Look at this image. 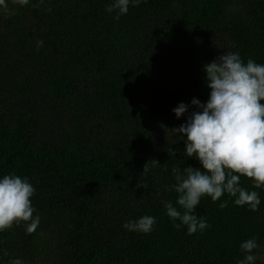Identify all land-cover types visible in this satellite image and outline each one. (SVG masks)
<instances>
[{
    "label": "trees",
    "instance_id": "16d2710c",
    "mask_svg": "<svg viewBox=\"0 0 264 264\" xmlns=\"http://www.w3.org/2000/svg\"><path fill=\"white\" fill-rule=\"evenodd\" d=\"M6 3L0 179L32 184L40 222L0 232V264H238L252 237L264 264V186L241 177L259 195L256 212L227 194L203 197L194 214L209 227L192 235L163 203L176 204L173 168L203 170L167 130L199 111L193 99L207 103L204 65L228 51L264 64V0H141L118 20L106 11L113 0ZM144 216L156 220L150 234L123 228Z\"/></svg>",
    "mask_w": 264,
    "mask_h": 264
},
{
    "label": "clouds",
    "instance_id": "9594fccd",
    "mask_svg": "<svg viewBox=\"0 0 264 264\" xmlns=\"http://www.w3.org/2000/svg\"><path fill=\"white\" fill-rule=\"evenodd\" d=\"M30 0H13V4L27 6ZM141 0H113L106 8L108 13L116 12L118 20L127 14L129 5L138 6ZM0 10L10 12L6 0H0ZM43 41L36 43L37 50ZM206 87L210 89L206 104L197 99L191 105L199 109L192 112L186 123L167 130L174 137L183 138L184 153L187 158L198 160L203 170L187 167L173 168L174 191L177 194L175 206L171 201L163 202L167 216L177 230L187 228V234L203 232L209 227L206 218L194 214L201 199L210 197L213 202L227 194L236 206H247L249 211L259 210L261 203L256 191L241 187V177L252 181L254 188L264 186V64L249 58L245 63L239 52H224L202 67ZM188 111V105L179 104L173 109L177 119ZM169 155L175 157L176 150L168 148ZM153 165L158 166L156 160ZM148 169L146 164L143 171ZM146 188V184H137ZM35 189L20 176L9 174L0 179V232L7 231L14 224L26 222V231L33 233L40 218H33L35 209L31 197ZM227 207V201L219 204ZM30 223H27L29 222ZM156 220L144 216L137 221H128L123 228L130 232L150 234ZM256 237L240 244L244 258L238 264H254L258 259ZM6 254V253H5ZM11 264H23L17 258Z\"/></svg>",
    "mask_w": 264,
    "mask_h": 264
}]
</instances>
